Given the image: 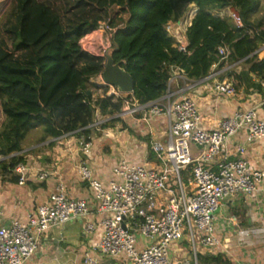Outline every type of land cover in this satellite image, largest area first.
I'll return each instance as SVG.
<instances>
[{
  "label": "trees",
  "instance_id": "obj_1",
  "mask_svg": "<svg viewBox=\"0 0 264 264\" xmlns=\"http://www.w3.org/2000/svg\"><path fill=\"white\" fill-rule=\"evenodd\" d=\"M191 5L198 12L187 30L184 50L169 33ZM17 27L13 50L0 51V162L4 180L19 182V155L36 143L65 135L91 138L96 116H117L132 100L147 105L163 97L171 68L199 81L212 72L229 78L236 87L253 84V74L264 79V18H255L261 0H15ZM115 8L119 9L112 15ZM233 8L244 26L215 12ZM127 15V17H124ZM107 21L117 28L113 57L134 79L132 94L95 97L91 84L105 68L104 59L85 52L80 41ZM123 23V26H120ZM227 47V58L219 49ZM239 66L247 70L239 72ZM261 88V84L258 85ZM115 118L110 122H117ZM108 126V125H105ZM128 129V128H127Z\"/></svg>",
  "mask_w": 264,
  "mask_h": 264
},
{
  "label": "built area",
  "instance_id": "obj_2",
  "mask_svg": "<svg viewBox=\"0 0 264 264\" xmlns=\"http://www.w3.org/2000/svg\"><path fill=\"white\" fill-rule=\"evenodd\" d=\"M229 17L238 27L244 26L234 9ZM116 30L107 21L100 22L95 31L81 39L80 45L85 52L104 59L106 64L108 52L114 47ZM178 43L185 51L187 46L179 39ZM219 52L224 58L229 54L227 47H221ZM214 69L216 65L212 72ZM216 71L204 79L218 78L220 73ZM98 79L101 81L97 86L108 87L102 97L128 95L106 85L102 73ZM191 81L183 70L172 67L168 91L163 97L143 106L127 100L126 105L132 103L133 108L128 106L125 111V106L117 116L142 112L145 121L150 116L168 117L167 140H153L149 144L156 163L154 167L122 159L113 169L115 179L105 184L94 176L86 160L79 163L80 179L93 191L98 213L109 215L101 221L103 235L96 247L102 258L124 257L128 264H170L172 246L186 235L194 248L197 243L215 247L220 244L216 235V213L227 200L258 191L264 172L251 167L246 158V144L264 138V120L259 118L255 108L238 110L216 126L204 129L197 103L184 95L192 88ZM174 85L179 86L176 91L172 89ZM261 86L264 89V79ZM214 89L226 97L237 95L231 80H218ZM98 124L95 122L94 126ZM242 131L246 132V144L236 147L232 159L228 144ZM77 144L84 155L92 153V138L80 136ZM6 159L0 156V162ZM15 173L20 177L19 184L24 185L25 164L20 163ZM186 173L191 177L189 185L185 184ZM49 176V172L42 171L38 179L44 181ZM90 213V202L70 197L64 183L59 182L49 202L39 206L27 222L14 220L9 225H0V264H24L39 250L46 231L87 218ZM231 221L235 223L236 217ZM94 230V224H86V233ZM140 237L147 241L146 245H139ZM84 263L98 264L99 261L86 253Z\"/></svg>",
  "mask_w": 264,
  "mask_h": 264
},
{
  "label": "crops",
  "instance_id": "obj_3",
  "mask_svg": "<svg viewBox=\"0 0 264 264\" xmlns=\"http://www.w3.org/2000/svg\"><path fill=\"white\" fill-rule=\"evenodd\" d=\"M192 8L193 15L191 14L190 18L188 14L177 22V27L175 25L169 30L170 34L185 46L188 45L187 30L197 10L195 5ZM217 12V15L223 16L220 14L222 11ZM260 55L263 56L264 51H260ZM237 69L241 72L247 70V67L239 66ZM250 75L248 79L252 78L255 85L240 87L235 97H226L215 92L214 87L218 80H229L227 77L221 79L220 74L216 79L191 81L192 88L186 90L184 95L197 103L204 129L216 126L220 121L232 117L238 110L255 108L259 118L264 120V89L258 86L262 79ZM179 86H184V83L181 82ZM179 86L174 85L173 91ZM115 118L119 117H111L109 122ZM4 119L5 117L3 121ZM119 119L111 123H122V131H113L111 125L105 127L107 131L102 130L96 137H91L93 149L89 156L84 155L78 148L77 135L69 134L41 144L32 139L19 154L25 161V184L4 180L0 173V225H9L14 220L27 222L39 206L49 202L59 182L64 183L70 197L87 200L91 204V213L87 218L77 219L46 231L39 250L24 264H85L86 253L97 259L98 264H128L124 257L102 258L96 250L103 235L101 221L109 215L98 213L97 206L93 203V191L88 184L81 181L78 165L86 160L94 176L105 184L115 179L113 169L122 159L132 164L154 167L156 163L149 151V144L153 140H167L168 117L150 116L147 121L143 120V117L135 119L134 124L140 128L142 136L135 135L132 121ZM127 132L132 137L136 136L133 137L136 140L129 141L130 139L126 138ZM149 138V144L146 145ZM241 144H246L245 131L235 135L228 144L232 159L236 155V147ZM246 158L253 169L264 172V138L253 144H246ZM42 171L50 173L44 181L38 179ZM184 177L185 184L189 185L191 177L187 173ZM233 216L236 217L235 223L231 221ZM87 223L95 225L94 232H85ZM215 224L216 235L220 239L219 245L204 247L197 243L194 248L186 235L182 241L172 246L170 264H264V179L257 192L227 200L216 213ZM146 244L147 241L140 237L139 245Z\"/></svg>",
  "mask_w": 264,
  "mask_h": 264
},
{
  "label": "rangeland",
  "instance_id": "obj_4",
  "mask_svg": "<svg viewBox=\"0 0 264 264\" xmlns=\"http://www.w3.org/2000/svg\"><path fill=\"white\" fill-rule=\"evenodd\" d=\"M192 7H193V5H191L189 7L188 11L185 13V15L183 16L182 19L186 18V16L188 14H189V18H190L191 14H192V11H193ZM232 10H233V8H229V9L223 10L220 13V14L223 15L221 17H229V13ZM118 12H119V9L115 8V10L112 12V15L114 16ZM217 13L218 12H216V14ZM124 17H127V15H124ZM255 18H258V19L259 18H264V0H261V9H260L259 14L256 15ZM17 22L18 21H17V10L15 8V0H0V51L8 50V49L9 50H13L14 49L13 43L15 41V32H16ZM120 24H121L120 26H123V23H120ZM176 24H177V22H171L170 25H169L170 29L172 27H174ZM175 27H177V25ZM263 48H264V46L261 47V49H263ZM100 81L101 80L98 79V77H97V78H94V79L91 80V84L97 86L98 85L97 83L100 82ZM106 88H108V87H106ZM94 93H95V97H100V96H102L104 94V91L103 90L101 91V90L97 89V90H95ZM125 106H126V108L124 109L125 111L128 108V106L130 107V109L133 108L132 103H130L129 105H125ZM144 115L145 114H143L142 112H137L135 114H127L125 116L121 115L119 118L123 119L124 121H132L133 126H134V129L133 128L132 129L136 133L135 135L142 136V132L139 130L140 128L137 127V125L134 124V123H135V119H137L139 117H144ZM3 118H4V115H3L2 111H1V105H0V126L2 124ZM109 119H111V116H101L100 114H98L96 116V123H100V124L97 125L98 127H96V130H94V132L92 134V137H96V135H99V133L102 130L107 131L105 129V127H109V126L112 125V123L109 122ZM143 124L147 125L146 122H143ZM105 125H108V126H105ZM122 127H123L122 123H115V124L113 123L111 128L114 129L113 131H118L119 132V131H122ZM97 129H100V130L98 131ZM110 130H112V129H110ZM126 134H127L126 138L130 139L129 141H131V139L136 140V138H133V137H136V136L132 137V135L129 134L128 132ZM144 137H149V136H144ZM149 140H150V138L148 139V141H146V145L149 144ZM149 151H150V149H149Z\"/></svg>",
  "mask_w": 264,
  "mask_h": 264
},
{
  "label": "water",
  "instance_id": "obj_5",
  "mask_svg": "<svg viewBox=\"0 0 264 264\" xmlns=\"http://www.w3.org/2000/svg\"><path fill=\"white\" fill-rule=\"evenodd\" d=\"M117 50H119V46L115 45L108 52L105 68L102 72L104 82L108 86L115 87L122 94H132L135 88L134 79L123 68L122 63L115 61L113 55Z\"/></svg>",
  "mask_w": 264,
  "mask_h": 264
}]
</instances>
